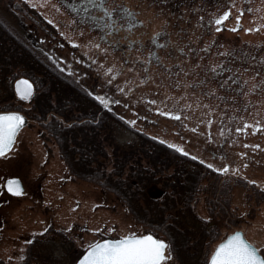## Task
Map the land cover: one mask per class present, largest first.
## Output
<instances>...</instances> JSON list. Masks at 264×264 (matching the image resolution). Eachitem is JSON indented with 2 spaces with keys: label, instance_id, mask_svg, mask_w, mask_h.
Instances as JSON below:
<instances>
[{
  "label": "rangeland",
  "instance_id": "1",
  "mask_svg": "<svg viewBox=\"0 0 264 264\" xmlns=\"http://www.w3.org/2000/svg\"><path fill=\"white\" fill-rule=\"evenodd\" d=\"M81 2L0 0V15L18 31H29L57 59L85 54L101 74L96 91L132 128L182 146L215 170L228 164L229 174L256 181L264 190V127L253 130V124L264 126V0H106L121 22L123 11L139 21L133 29L107 33L106 39L94 19L99 12L83 16ZM225 10L230 16L223 24L209 26ZM158 32L162 45L151 60L141 45ZM125 38L131 41L128 55L116 47ZM227 54L238 67L234 85H228L224 70ZM216 65L219 70L212 71ZM164 67L174 68L164 73ZM16 103L22 108L30 104L29 99ZM166 111L181 116H166ZM111 134L113 143L133 139L131 130L122 127ZM11 176L23 183L20 195L4 189ZM233 195L231 208L243 221L224 223L210 253L228 233L240 229L264 254V201L248 218L242 190L234 188ZM202 197L197 210L206 217ZM50 224L69 229L83 251L94 240L144 233L112 194L72 180L52 139L37 122L26 120L12 148L0 156V260L19 264L29 238ZM166 255L169 259L162 264H178L168 251Z\"/></svg>",
  "mask_w": 264,
  "mask_h": 264
},
{
  "label": "trees",
  "instance_id": "2",
  "mask_svg": "<svg viewBox=\"0 0 264 264\" xmlns=\"http://www.w3.org/2000/svg\"><path fill=\"white\" fill-rule=\"evenodd\" d=\"M121 19H130L129 12L123 11ZM131 22L137 26L133 14ZM100 25L97 30L105 36L102 39L113 34L109 27L101 31ZM119 29L127 28L122 25ZM161 35L156 33L154 39L151 35L141 45L154 53L148 54L151 60L162 45L158 42ZM130 44L125 38L116 47L128 55ZM230 58L227 54L224 70L228 85H234L238 67ZM173 68L164 67V73ZM20 77L34 86L26 108L16 103L19 98L12 87ZM100 77L85 54L57 59L29 31H18L0 15V111H19L26 120L37 122L55 143L70 178L112 194L144 233L151 231L168 241L169 256L178 264H207L210 246L219 239L224 223L234 226L243 221L231 208L234 188L243 192L248 218L264 201V190L129 126L112 104L105 106L97 98L101 97L96 91ZM116 127L131 130L133 139L113 143L111 133ZM201 195L206 217L197 210ZM45 229L29 238L19 264H74L83 250L75 246L70 230L51 224ZM0 264L4 262L0 260Z\"/></svg>",
  "mask_w": 264,
  "mask_h": 264
},
{
  "label": "snow or ice",
  "instance_id": "3",
  "mask_svg": "<svg viewBox=\"0 0 264 264\" xmlns=\"http://www.w3.org/2000/svg\"><path fill=\"white\" fill-rule=\"evenodd\" d=\"M100 8L103 10L104 16L108 18L107 26L109 28L119 27L117 23L118 16L114 15L113 8L107 6L106 0H100ZM244 9L241 8L240 12ZM230 16V10H225L222 14L216 16L214 20H209V26L214 22L216 25H222L223 22ZM130 19L122 21V25L128 29H133L134 25L131 22L132 13L129 12ZM103 18V17H102ZM237 25L239 27L240 16H237ZM139 23V21H137ZM219 30V29H217ZM251 31V29H246ZM156 33H153V39ZM149 55L154 53L149 52ZM219 65L213 66L212 71L219 70ZM24 85V88H21ZM17 91L20 96L27 98L31 94V82L25 79L16 81ZM256 87V86H253ZM102 99V97H97ZM105 106L107 104L105 103ZM155 111L160 112L157 108ZM166 116H175L179 118V111H166ZM25 121V117L20 112L0 111V156L8 152L15 140L16 135ZM130 123H133L130 121ZM247 123V122H245ZM264 127L259 124H253V130ZM240 131V129H238ZM173 148H179L181 152L185 149L173 144ZM200 159V157H196ZM209 167L215 165L209 164ZM218 172H226L229 170V165L224 164L223 167L216 168ZM247 179V177H245ZM256 183V181H251ZM264 187V185H261ZM7 189L9 192L21 193L22 188L16 177H10L7 181ZM71 227V225H69ZM46 231V229H42ZM99 232V228L93 229ZM86 251L79 258L78 264H162L169 257L166 255V249L170 247L168 241L163 238H158L151 231L145 234L137 235L136 233H128L122 235L118 239H98L87 244ZM209 264H264V254L257 248L254 242L247 240L240 231H235L220 242L214 251H212Z\"/></svg>",
  "mask_w": 264,
  "mask_h": 264
},
{
  "label": "water",
  "instance_id": "4",
  "mask_svg": "<svg viewBox=\"0 0 264 264\" xmlns=\"http://www.w3.org/2000/svg\"><path fill=\"white\" fill-rule=\"evenodd\" d=\"M22 78L25 79V80L30 81V80H29L28 78H26V77H20V78H17L16 80L13 81V83H12V87H13L14 93H15V95H16L17 98H19V99H23V100H28V99H30V97L32 96V94H33V92H34V86H33V83L30 81V82H31V85H32V90H31V94H30V96H28L27 98L20 96L19 93H18V91H17L16 81L21 80ZM24 87H25L24 85H21V88H24ZM10 111L19 112V111H15V110H10ZM20 113H21V112H20ZM21 114H22V113H21ZM22 115H23V114H22ZM23 116H24V115H23ZM24 117H25V116H24ZM25 122H26V118H25V121H24L22 127L24 126ZM22 127H21V128H22ZM21 128H20V129H21ZM18 132H19V131H18ZM17 134H18V133H17ZM16 136H17V135H16ZM6 153H7V152H6ZM11 177H16V178H18V180H19V182H20V186H21V188H22V192H23V190H24V186H23V183H22L21 179H20L19 177H17V176H11ZM9 178H10V177H8V178H6V179L4 180V189L6 190L7 193H9V194H11V195H15V196H16V195H20L22 192L19 193V194H17V193L9 192V191H8V189H7V181H8ZM235 231H240V232L242 233V235L244 236L242 230H240V229H235V230H233L232 232L228 233L223 239H221V240L215 245V247L213 248L212 251H214L215 248H216V246H217L220 242H222L224 239H226L227 236H228L229 234H231V233H233V232H235ZM145 233H146V232H145ZM145 233H142V234H145ZM137 235H140V234H137ZM244 237H245V236H244ZM118 238H119V237H118ZM118 238H103V239H118ZM158 238H159V237H158ZM84 251H86V249H85ZM84 251H83V252L80 254V256L76 259V261H75L74 264H78L79 258L83 255ZM212 251H211V253H212ZM211 253H210L209 256H208L207 264H209V260H210Z\"/></svg>",
  "mask_w": 264,
  "mask_h": 264
},
{
  "label": "flooded vegetation",
  "instance_id": "5",
  "mask_svg": "<svg viewBox=\"0 0 264 264\" xmlns=\"http://www.w3.org/2000/svg\"><path fill=\"white\" fill-rule=\"evenodd\" d=\"M81 4L83 5V9H82V11L84 12L83 16H85L86 13H88L89 11H96V10H101L102 11V9L99 6L100 0H82ZM101 11H100V13H99V15L97 17L96 16L94 17V19L96 20L95 22L97 24L101 23V25H100V27L102 28L101 31H104L105 27H108L107 26L108 18L106 19V16L101 15ZM117 23L120 26H122V23H121L120 20H118ZM119 27L109 28V32L116 31V29H119ZM101 37L104 38L105 36L103 34H101Z\"/></svg>",
  "mask_w": 264,
  "mask_h": 264
}]
</instances>
